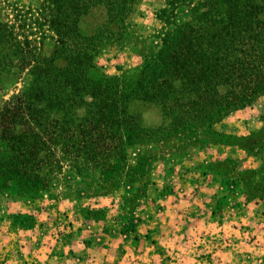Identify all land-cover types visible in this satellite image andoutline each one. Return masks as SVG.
Instances as JSON below:
<instances>
[{
	"label": "trees",
	"instance_id": "obj_1",
	"mask_svg": "<svg viewBox=\"0 0 264 264\" xmlns=\"http://www.w3.org/2000/svg\"><path fill=\"white\" fill-rule=\"evenodd\" d=\"M52 1L57 11L52 23L60 34L58 49L65 56L66 66L37 61L30 71L32 85L0 111V179L4 181L0 187L8 188L13 181L27 193L47 190L48 179L56 174L53 168L62 169L58 147L66 145V152H74L75 160L96 161L101 172L113 165L111 161L128 160L122 147L124 137L139 138L146 131L130 116L128 100L119 97V85L109 84L113 79L105 78L106 84L90 79L93 54L88 51L89 42L97 40L95 48L102 44L101 37H80L85 41L74 43L71 53L66 47V40L79 36L74 28L76 20L97 2L104 4L115 18L125 19L130 8L118 6L116 0ZM127 1L122 0V4ZM166 1L168 6L159 15L167 24L160 52L154 61L145 59L140 74L132 79L130 91L121 94L157 102L168 112L178 106L174 111L176 119L188 118L218 135L219 139L210 141L208 147L241 145L256 150L255 155L263 160L264 128L246 139L214 128L238 107L264 97V0ZM182 7L189 14L177 22L174 19ZM7 36L8 24L0 20V46L9 39ZM4 58L0 59V67ZM179 87L183 90L177 91ZM122 123H126V128ZM111 126H116L112 129L117 131L122 128L118 136L108 135ZM107 140L114 143L112 150ZM231 161L217 163L222 173L238 174L236 169L229 170ZM71 174L82 176L78 172ZM254 174L256 171L243 175ZM260 179L256 189L263 197L264 163ZM136 185L131 184L137 190L134 196L141 191L146 193L147 184ZM109 188L105 195L118 186Z\"/></svg>",
	"mask_w": 264,
	"mask_h": 264
},
{
	"label": "rangeland",
	"instance_id": "obj_2",
	"mask_svg": "<svg viewBox=\"0 0 264 264\" xmlns=\"http://www.w3.org/2000/svg\"><path fill=\"white\" fill-rule=\"evenodd\" d=\"M52 2L0 0V20L5 25L8 24L9 37L0 46V59L5 57L0 67V111L14 96L22 95L32 85L30 71L37 61L43 64L52 61L56 66H66L63 60L65 56L58 49L60 34L52 23V17L57 14L56 6ZM116 3L118 6L130 8L125 19L123 16L113 17L104 4L99 5L97 2L86 15L76 20L74 28L79 36L66 40V47L71 53L76 43L85 41L80 37H101L102 44L95 48L97 40L89 42L91 46L88 51L93 54L90 79L103 84L107 83V79H113L109 84L113 87L119 85V97L128 100L126 107L130 116L146 131L139 138L124 137L122 147L128 160L122 163L111 161L113 165L103 168L105 172H100L96 161L72 158L74 152H66V145L58 147L56 152L60 155L62 169L57 170L59 167L50 166L56 174L48 179L47 190L27 193L13 181L8 188H3V185L0 187V220L10 219L17 224L29 225L44 218L54 225H65L68 223L69 212L83 208L91 214L93 201L110 198L124 202L125 208L139 206L144 203L143 200L148 197L150 190L156 187L158 194L154 195L152 191L149 197L153 201L166 200V194H176L177 186L187 183L185 178L203 175L202 166L192 168L190 165L208 156L206 151L209 143L218 138V135L188 118L180 121L176 119L174 111L178 106L168 112L157 102L128 98L121 94V91H130L132 79L140 74L145 59L156 60L163 45L164 31L167 29V24L159 15L169 2L128 0L122 4V0H116ZM123 13L121 10V15ZM117 14L120 15V12L117 11ZM188 14L189 10L182 7L174 20L184 21ZM171 27L169 25L168 28ZM70 53L64 51V54ZM176 90L183 89L179 87ZM263 113L264 97H261L251 105L240 106L232 111L225 119L217 122L214 129L230 128L245 118L251 119ZM70 124L73 126V123ZM113 127L116 128L111 126L108 135L118 136L122 128L117 131ZM122 127L126 128V123H122ZM107 143L112 150L114 143L110 140ZM210 152V155L219 156L216 150ZM74 172L81 173L82 176L71 174ZM1 183H4L2 179ZM131 184H137L135 187L147 184L146 193L141 191L134 196L137 190ZM110 185L118 188L105 195ZM245 250L246 253L251 250L253 258L256 259L263 255L264 247H245Z\"/></svg>",
	"mask_w": 264,
	"mask_h": 264
},
{
	"label": "crops",
	"instance_id": "obj_3",
	"mask_svg": "<svg viewBox=\"0 0 264 264\" xmlns=\"http://www.w3.org/2000/svg\"><path fill=\"white\" fill-rule=\"evenodd\" d=\"M235 126L224 130L246 139L264 128V119L255 115ZM207 150L190 165L205 174L185 178L166 200L149 197L156 187L139 206L93 201L91 214L69 212L65 225L0 220V264H260L264 252L255 259L245 247H264V194L256 189L264 156L241 145ZM225 160H233L228 168L238 174L222 173L217 163ZM248 171L256 174L244 176Z\"/></svg>",
	"mask_w": 264,
	"mask_h": 264
}]
</instances>
